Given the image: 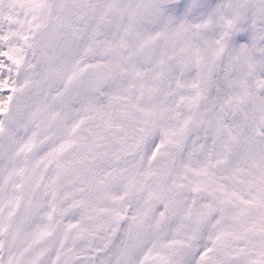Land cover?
<instances>
[{
    "label": "snow or ice",
    "instance_id": "6c2138e0",
    "mask_svg": "<svg viewBox=\"0 0 264 264\" xmlns=\"http://www.w3.org/2000/svg\"><path fill=\"white\" fill-rule=\"evenodd\" d=\"M0 264H264V0H0Z\"/></svg>",
    "mask_w": 264,
    "mask_h": 264
}]
</instances>
